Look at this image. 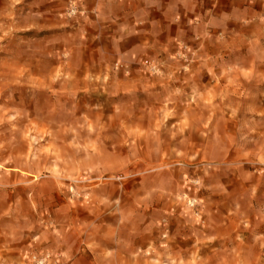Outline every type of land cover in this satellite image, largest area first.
<instances>
[{"label":"rangeland","instance_id":"rangeland-1","mask_svg":"<svg viewBox=\"0 0 264 264\" xmlns=\"http://www.w3.org/2000/svg\"><path fill=\"white\" fill-rule=\"evenodd\" d=\"M124 1L0 0V264H264V5Z\"/></svg>","mask_w":264,"mask_h":264},{"label":"crops","instance_id":"crops-1","mask_svg":"<svg viewBox=\"0 0 264 264\" xmlns=\"http://www.w3.org/2000/svg\"><path fill=\"white\" fill-rule=\"evenodd\" d=\"M204 1L208 2V5L201 7V3ZM124 4L125 6L129 4L128 6L133 13L134 10L141 9L144 18L150 24H162L173 23L182 17V13L183 16L193 18L194 21L202 22V10L205 11L204 17L206 19L219 13L225 17L234 15L241 20L259 12L261 5H264V0H125ZM102 5L98 1L93 10L98 12ZM85 245L87 244L85 243ZM85 251L84 247L83 252Z\"/></svg>","mask_w":264,"mask_h":264}]
</instances>
